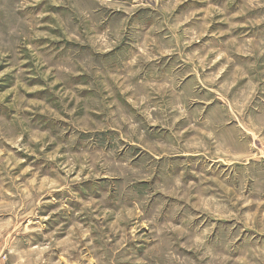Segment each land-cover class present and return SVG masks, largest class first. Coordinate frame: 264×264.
I'll list each match as a JSON object with an SVG mask.
<instances>
[{"label": "rangeland", "instance_id": "rangeland-1", "mask_svg": "<svg viewBox=\"0 0 264 264\" xmlns=\"http://www.w3.org/2000/svg\"><path fill=\"white\" fill-rule=\"evenodd\" d=\"M0 264H264V0H0Z\"/></svg>", "mask_w": 264, "mask_h": 264}]
</instances>
